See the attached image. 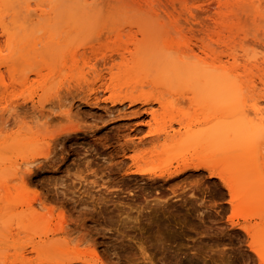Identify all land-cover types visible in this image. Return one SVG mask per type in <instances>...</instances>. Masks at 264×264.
Wrapping results in <instances>:
<instances>
[{"label":"rangeland","instance_id":"1","mask_svg":"<svg viewBox=\"0 0 264 264\" xmlns=\"http://www.w3.org/2000/svg\"><path fill=\"white\" fill-rule=\"evenodd\" d=\"M15 8L19 14L22 8L16 17ZM85 14L126 18L111 24L99 17L103 24L92 27V36L107 35L85 41ZM168 17L175 18L178 33ZM211 18L220 22L222 30H215L233 37L239 76H246L250 61L259 66L248 72L256 88L243 78L236 94L244 119L259 123L250 106L264 113V0H0V264H259L246 246L255 234L264 241V218L241 212L247 205L264 212L253 200L264 190L259 137L257 143L240 135L246 140L226 146L217 128L226 110L185 103L187 94L153 85L164 63L156 60L144 73L151 53L113 71V95L101 92L86 104V89L76 88L93 81L100 55L152 39L160 47L181 42L186 28L211 24ZM109 24L116 32L111 37ZM154 94L162 96L160 105L150 106L154 119L130 115L139 104H111ZM208 137L213 139L204 145ZM251 140L259 161L252 158ZM187 163L227 174L233 187L226 189L205 169L168 176ZM243 223L254 225L255 233L232 227Z\"/></svg>","mask_w":264,"mask_h":264},{"label":"bare ground","instance_id":"2","mask_svg":"<svg viewBox=\"0 0 264 264\" xmlns=\"http://www.w3.org/2000/svg\"><path fill=\"white\" fill-rule=\"evenodd\" d=\"M28 7H30V5ZM28 7H26V9L23 7L25 12L29 11L28 9H31V7L30 8H28ZM18 8H20V6ZM18 8H17V10H16V8L13 9V10H15L13 12L15 17H16L17 14L20 15L22 13V11H21L22 8L20 9V14H19V9ZM29 12L26 13V14L30 15ZM90 16H92V17H90ZM90 16H88V14H85L83 16V18H82V21H83L82 24L85 25V27H88V29L90 28V30L87 31V33L89 32L90 35H88L89 33L88 34L86 33V34L83 35V39L85 41L92 40V38L94 36L92 27L96 28L97 24H99V25L101 24L102 25L103 22L113 21L114 18H115V16H112V17L110 16L111 18H113V17L114 18L113 19L109 18V19L105 20L104 17H100L99 16L100 19L103 18V20H104V21L103 20L100 21L98 16H95V15H90ZM119 17L120 16H118V19L120 20V19H122L121 17H123V16H121L120 18ZM173 18L174 17H168L167 19L169 21L172 19L171 21L173 22V26H174L175 25L174 23L176 21H175V18H174V21H175L174 22ZM188 18H190V17H188ZM118 19L115 18V22H117ZM184 19L187 20L188 22L191 20V19L188 20L187 17H185ZM99 21H100V23H99ZM143 21H146V20H143ZM80 22H78L79 24L74 23V24H76V26H75L76 28L81 24ZM113 22H107V23L113 24ZM121 22H123V21H121ZM194 22H196V21H193V23ZM208 22L205 23L206 25L203 24V23L201 25V24H199L197 22V25L194 24L195 25L194 28H192L193 24L192 25L188 24V26L191 25L190 26L191 28L188 27V29L186 28L187 25H185L186 33H187V30H188V33L190 32L189 33L190 36L187 37V35H189L187 33L186 34L187 39L184 40L186 38V37H184V35H185V32H184V34L182 35L183 41L178 42V43H171L169 45H164V46L160 47L152 39V40H148L149 43H148V41H142V42L140 41V42L134 43L132 50L131 49H127L128 47H126V49L123 47L121 49H118V48L117 49H113L111 51L112 54L100 55V57H98V59L96 58L97 59L95 61V65L96 66H93L92 73L95 74L94 77H93V81L91 83H89L88 85L86 84L85 87H83L82 84H81L82 88H81L80 85L76 86V88L78 87V89H81L80 90L81 92L84 91V89H86V93H87V96H86L87 99L85 100L86 104H93L97 100V98H96L97 95H99V93L101 94V92H109L110 95H113V93L116 90V84H115L116 79L115 78H117L116 74H114L113 71L114 70L120 71V70L125 69L126 64L128 62H130L133 59L134 56L151 53V56L149 57V59H147V61L143 65V69L142 70L144 71V73H150V71L152 70L153 65L155 64L156 60L161 59V62L164 63V67L158 73V75L154 78V83L155 84H153V85H155V86L162 85V87L164 89L167 88V89H170V91L173 90L172 93H176V94H180L181 93L182 96L184 94H187V101H184V100L183 101L185 103L186 102L194 103L195 105H197V107L199 106V107H203V108H207L208 109L210 107L212 108V107L216 106V107H214L215 110H216L217 107H219V109L223 107L221 112H224L225 110H226V112H225L224 116H222L221 118L218 119L219 121L217 120L218 121L217 122L218 123L217 124V128L219 129V131L222 132L220 136H221V139H224L225 145L228 146V147L231 146V145H234L236 143L234 141L238 140L239 138H241V139L244 138L246 140L245 137H241L240 135H242V136H244V135H250L251 136L252 135V138L255 139L256 142H257L256 138L259 137V139H258L259 141L258 142L259 143L262 142V144H261L262 145V147H261L262 149L260 150V154H261L260 158H262V157H264V113H262L261 110L258 109L256 105H255L256 107L255 106H250L251 107L250 111L252 110L253 113H254V114L253 113H251V114L255 115V117H254L255 119L254 120L255 121L257 120L259 123L256 122V124H255V122L253 121V118L251 120V118L249 119L248 116H247V119H249V121L248 120L246 121V119H244V117H243V116L246 117V114H243V112H242L243 108L242 107H238L240 105L238 101L241 99V95L240 94L243 95V92H241V91H243L244 89L243 90L241 89V91H238V94L240 95V97H238V95H236L237 94V90H239L238 88L241 85V84L239 85V83L243 81V78L246 81V79L249 77V79H247V80H249V83L248 82H246V83L251 85L250 87H252L251 88L252 90H254L256 88L255 86H254L255 88L253 87L254 81L251 79L252 77L249 76V74L252 75L253 72H250V73H248V72L249 71H253V70H251V68L255 69L253 66H255V67H259V66H257V63H255L254 60L250 61V62H253L256 65L250 63V64H252V66L251 67H247V69H245V67H246V65H245L244 69L243 68L242 69L244 70L243 73H245L246 76L244 75V77L241 78L239 76V73H238V71L241 70V69H239L238 54H237V50H236L235 46L233 45V37L232 36L228 37L227 35L223 36L224 34L221 35V33H223V32L220 33L219 30L221 31L222 29L216 27L218 24H220L218 18H211V24L208 23ZM128 23L127 24L130 25L132 22L128 21ZM92 24H93V26H92ZM120 24L117 25V23L116 24L114 23L113 26L117 25L118 28H119ZM184 24H187V22H184ZM221 24H223V23H221ZM69 26H70L69 28L71 29L72 23ZM109 26H110V24L107 25L106 29ZM109 28H108L109 36H110L111 33H112L111 35L114 36V34L116 32L115 33L112 32V30H111L112 28L111 29H109ZM173 28H174V32H177V33L180 30L176 26H174ZM216 28L219 29V30H215ZM66 29L67 28L65 27L64 30H66ZM104 29H105V27H104ZM104 29L102 28L100 32L102 33L104 31ZM113 29H115V31L118 30V29H116L114 27H113ZM124 31H125V28H124ZM64 33H65V31H64ZM72 33H74V34L78 33V31L77 32L74 31V32L68 33L67 34L68 36L66 37L68 40H70L72 38V35H73ZM103 34L107 35V33H105V31L103 32ZM103 34H101V35L103 36ZM85 35L88 38L91 36V39H88ZM101 35H100V37H101ZM65 36H66V33H65ZM100 37H97V38L95 37L93 39L96 40V39H99ZM225 39H227V40H225ZM130 44H132V43H130ZM121 45H123V44H121ZM157 46H158V48H157ZM129 47H131V46H129ZM242 53L245 54V58L247 59L246 61H248L249 57L246 56L247 53H245V50H243ZM241 58H244V57H241ZM243 60H245V59H243ZM157 62L158 61H156V63ZM247 63H249V62H247ZM250 64H248V65H250ZM95 67H98V70H96ZM239 72H241V71H239ZM259 80H262V79H259ZM261 83H262V81H261ZM242 85H243V83H242ZM173 87H174V89H172ZM76 88H75V91H76ZM78 89H77V91H78ZM248 89L250 91L249 87H248ZM245 91H246V89H245ZM253 93L251 92L249 94H253ZM236 97H237V100H236ZM238 98H240V99L238 100ZM171 99H172V97H171ZM179 101H181V100H179ZM126 102L128 103L129 106H133L135 104H139L140 105V108L137 109L135 112H132V114H130V115H134V116L135 115H138V116L140 115L141 116V115H144V114L146 115L147 114V115L151 116L152 119H154L155 118V112L151 109L150 106L153 103H156V104L160 105L162 103V96H160L159 94H154L152 96L140 97V98H131V97L130 98L129 97L126 98V97H122V98H115V99L111 100V104L123 105ZM184 102L181 101V103H184ZM237 102H238L239 105L237 104ZM244 105H245V103H244ZM240 106H242V105H240ZM11 109H13V108L10 107L9 110H11ZM240 111L243 114V115L241 114L242 115L241 118H239V115H240L239 112ZM247 113H249V112H247ZM212 131L213 130H208V133L209 132L211 133ZM164 133H165V131L162 132V134H164ZM250 136H247L248 141H250V139H252V138H250ZM209 138H211V139H209ZM212 139H213L212 137H208L207 140H206L207 142L204 141L205 140L204 139L203 143L206 142L204 145L209 144L208 140H209V142H211ZM255 140H254V142H255ZM252 141L253 140H251V142ZM253 145H255V146H253ZM251 147L255 149L254 150V149L251 148L253 150V153H254V155H252V158H254V160L256 158V160H257L258 159L257 158L258 155L255 153L258 150L257 149V144L252 142ZM222 148H223V144H222V147H221L220 150H222ZM257 153H259V151ZM242 158L244 160H246V158H244V157H242ZM262 159H263V162H264V158H262ZM230 160H233V159H230ZM244 160L241 159L242 162H245ZM241 161L237 160V164H240ZM250 161H251V159H250ZM257 161H259V160H257ZM257 161H256V163L254 161L255 165L258 163ZM31 162L33 163L34 161H31ZM246 162H247V160H246ZM259 163H258V166L261 169L263 164H261V166H260ZM26 164L27 165H32V164H28V163H26ZM25 166H24L23 169H28V167L26 168ZM20 167H23V165H20ZM257 167H255V168H257ZM199 169H205V170L209 171L210 172L209 174L211 176H216L222 181L223 186L226 189L231 190L230 186H232V184L230 185V183H229L230 181H228V180L226 181L225 180V179L228 178L227 174H223L222 175V174H220L221 172L220 173H215L214 169L210 168L209 165L204 164V163L203 164H201V163L182 164L181 166L175 168L173 172L169 173L168 176L169 177H173V176L180 175V174H182L184 172H187L188 170L196 171V170H199ZM260 169H258L259 172L262 171ZM263 169H264V167H263ZM19 171H21V169ZM25 172H28V171L26 170ZM134 173L138 174L139 172L138 171H134L133 174ZM17 174H19V173H17ZM224 175L227 178H225ZM0 177H1V174H0ZM3 178L4 177L0 178V179H2L1 181H4ZM10 182H12V181H10ZM13 182L15 183L16 181H13ZM4 183H5V181H4ZM4 183H3V185H4ZM0 189H4L2 184L0 186ZM5 189H8V188L5 187ZM11 189H14V188H11ZM0 192L1 193L3 192V194H4V191H0ZM231 192H234V191H231ZM234 198H236V197L234 196ZM234 198H232V200ZM242 199L245 200L247 198H242ZM253 200H254V202H256V203H258L260 205H264V190L261 191V192L260 191H256L254 196H253ZM252 202H250L251 205L253 204ZM244 205H246V204H244ZM247 206L249 207V205H247ZM247 206L246 207L243 206L244 209H242V211L239 210V211H241L242 213L245 214L244 218H247L246 217L247 214L252 216L251 213L252 214L255 213L256 215L255 214L254 215L258 217V216H260V212H261V215L264 216L263 210H258V209H255L254 207L252 208L251 206H250L251 208H247ZM249 209H251L252 211H249ZM257 210L259 211V213H258ZM243 216L244 215H242L241 217L243 218ZM262 216H261V218H264ZM258 218H260V217H258ZM252 226H254V225H252ZM252 226L250 224H248V223H243L241 225H236V224L232 225V227L233 228L235 227L236 230L242 231L245 234H248L249 236H250V232L253 229ZM3 227H5V226H3ZM262 231H263V229H262ZM252 232L255 233V230H253ZM254 237H256V239L255 238H252L251 240L249 239L251 242L246 247H248L249 252L253 254V256L257 259L259 264H264V245H263L264 241H262L261 243H263V244H261L260 241L257 238V234H255ZM254 240H257L261 245H258L259 243H257V241H254ZM244 255H245V258L247 259L246 262H248V259L251 258V255L248 252L246 254H244ZM244 255H242V256H244ZM90 257H92V256H90ZM253 258H251V259L253 260ZM146 259H147V257H146ZM251 259H250V261L252 262ZM147 261H149V260H147Z\"/></svg>","mask_w":264,"mask_h":264}]
</instances>
